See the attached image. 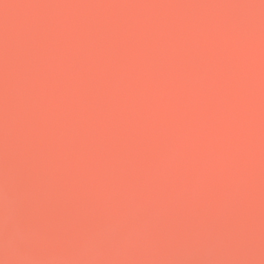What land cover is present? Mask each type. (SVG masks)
I'll list each match as a JSON object with an SVG mask.
<instances>
[{"label":"water","instance_id":"water-1","mask_svg":"<svg viewBox=\"0 0 264 264\" xmlns=\"http://www.w3.org/2000/svg\"><path fill=\"white\" fill-rule=\"evenodd\" d=\"M0 264H264L262 0H0Z\"/></svg>","mask_w":264,"mask_h":264},{"label":"clouds","instance_id":"clouds-1","mask_svg":"<svg viewBox=\"0 0 264 264\" xmlns=\"http://www.w3.org/2000/svg\"><path fill=\"white\" fill-rule=\"evenodd\" d=\"M5 200H7V196H5Z\"/></svg>","mask_w":264,"mask_h":264},{"label":"snow or ice","instance_id":"snow-or-ice-1","mask_svg":"<svg viewBox=\"0 0 264 264\" xmlns=\"http://www.w3.org/2000/svg\"><path fill=\"white\" fill-rule=\"evenodd\" d=\"M262 3H264V0H262Z\"/></svg>","mask_w":264,"mask_h":264}]
</instances>
